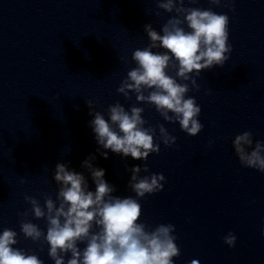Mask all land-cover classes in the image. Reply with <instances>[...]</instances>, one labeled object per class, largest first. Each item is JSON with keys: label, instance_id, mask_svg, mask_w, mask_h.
Segmentation results:
<instances>
[{"label": "water", "instance_id": "water-1", "mask_svg": "<svg viewBox=\"0 0 264 264\" xmlns=\"http://www.w3.org/2000/svg\"><path fill=\"white\" fill-rule=\"evenodd\" d=\"M184 6L227 14L233 48L224 67L202 71L199 91L187 94L202 109L204 127L195 137L165 122L154 106L137 103L134 94L125 100L116 91L136 67L134 50L150 43L144 26L160 32L175 12L158 9L155 0H0V231L19 234L14 247L54 264L46 243L20 234L18 213L31 207L25 195L41 204L45 193L55 199L58 162L82 173L95 191L82 167L94 155L93 166L105 170L114 196L135 197L128 186L133 166L147 163L142 176L163 173V190L139 200V222L149 229L175 225L181 255L174 264H264V173L243 167L232 144L245 131L254 143L264 142V0H233L235 11L208 0ZM168 74L175 77L174 70ZM87 101L105 119L117 101L126 109L142 107L145 127L164 124L176 144L160 143V153L147 161L102 149ZM26 219L46 232L45 220ZM229 232L237 237L234 247L224 243Z\"/></svg>", "mask_w": 264, "mask_h": 264}, {"label": "clouds", "instance_id": "clouds-1", "mask_svg": "<svg viewBox=\"0 0 264 264\" xmlns=\"http://www.w3.org/2000/svg\"><path fill=\"white\" fill-rule=\"evenodd\" d=\"M187 2L194 4L197 0ZM208 2L235 11L233 0ZM155 3L158 9L175 15L163 24L160 32L151 24L144 26L150 43L134 50L131 60L136 67L128 70L116 91L125 100H131L130 94H134L137 103L154 106L165 122L178 123L183 132L195 137L204 127L198 119L202 109L196 98L187 94L199 91L197 77L202 71L223 68L230 60L233 48L229 44V16L211 8L185 7V0H155ZM170 69L175 71V77L168 74ZM87 104L94 117L90 127L102 149L147 161L150 154L160 153V143L165 147L176 144L177 137L164 124L145 127L148 121L143 117L142 107L132 105L126 109L117 101L108 106L105 119L102 112L95 111L91 101ZM232 144L243 167L264 173V142L254 143L253 133L245 131L236 135ZM100 155L108 158L107 151ZM95 158L90 155L82 162V167L91 174L95 191L89 190L82 173L58 162L53 175L58 185L55 199L45 193L41 204L39 199L25 195L31 207L18 213L20 234L33 243H46L54 264H174L173 258L181 255L175 225L159 224L149 229L139 222L142 215L139 200L163 190V173L142 176L141 172L149 173L147 163L133 166L129 169L128 186L135 197L114 196L116 188L104 179V169L93 166ZM30 214L46 221V232L26 219ZM18 235L11 228L0 231V264H44L37 254L14 247L19 243ZM236 240L231 232L224 237L229 247H234ZM81 243L85 244L82 249L78 246ZM190 264L199 261L193 259Z\"/></svg>", "mask_w": 264, "mask_h": 264}]
</instances>
